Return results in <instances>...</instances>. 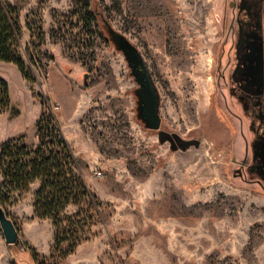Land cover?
Listing matches in <instances>:
<instances>
[{"label": "rangeland", "instance_id": "374dc122", "mask_svg": "<svg viewBox=\"0 0 264 264\" xmlns=\"http://www.w3.org/2000/svg\"><path fill=\"white\" fill-rule=\"evenodd\" d=\"M239 2L0 0L16 10L29 76L0 61V143L33 151L51 118L98 199L66 207L80 242L63 255L70 240L55 249L52 221L32 213L39 181L10 191L0 175L18 230L7 244L0 229V264H34L26 248L42 264H264V136L249 131L231 76ZM109 28L152 73L159 130L137 117L138 84Z\"/></svg>", "mask_w": 264, "mask_h": 264}, {"label": "trees", "instance_id": "16d2710c", "mask_svg": "<svg viewBox=\"0 0 264 264\" xmlns=\"http://www.w3.org/2000/svg\"><path fill=\"white\" fill-rule=\"evenodd\" d=\"M16 10L10 4H0V61L15 64L23 76H29L25 70L22 58L16 53L14 44L19 33L17 19L14 17ZM93 14V19L96 16ZM109 35L113 30L109 28ZM9 90L6 81L0 77V106L7 107ZM43 118L38 124L39 146L29 151L24 145L8 139L0 143V175L2 188L10 191H26L29 185L39 181V187L33 194L32 213L39 219H49L55 227L54 247L59 248L62 243L70 240L69 246L62 252L63 255L71 253L80 242L71 231L76 227L77 221L74 215H66L68 205H79L85 200L93 202L95 208L98 205L97 197L90 192L76 171V165L72 152L60 135L59 130L50 126L53 122L48 118L46 124ZM49 126L51 128H49ZM45 137H50L45 141ZM0 204L1 199H0ZM3 206V205H2ZM4 207V206H3ZM91 214L87 216L90 219ZM34 264H42L32 254Z\"/></svg>", "mask_w": 264, "mask_h": 264}, {"label": "flooded vegetation", "instance_id": "af4514ba", "mask_svg": "<svg viewBox=\"0 0 264 264\" xmlns=\"http://www.w3.org/2000/svg\"><path fill=\"white\" fill-rule=\"evenodd\" d=\"M239 1L231 76L239 90L237 103L251 118L249 131L264 136V0Z\"/></svg>", "mask_w": 264, "mask_h": 264}, {"label": "water", "instance_id": "95a60500", "mask_svg": "<svg viewBox=\"0 0 264 264\" xmlns=\"http://www.w3.org/2000/svg\"><path fill=\"white\" fill-rule=\"evenodd\" d=\"M115 48L121 51L138 86L135 89L137 98V117L148 129L159 130L161 125L160 94L152 77V73L139 50L121 34L113 32L109 35ZM84 79L86 74H84ZM0 229L7 244L15 243L18 230L13 219L8 216L5 208L0 204Z\"/></svg>", "mask_w": 264, "mask_h": 264}]
</instances>
